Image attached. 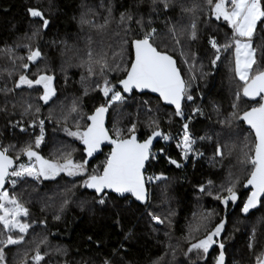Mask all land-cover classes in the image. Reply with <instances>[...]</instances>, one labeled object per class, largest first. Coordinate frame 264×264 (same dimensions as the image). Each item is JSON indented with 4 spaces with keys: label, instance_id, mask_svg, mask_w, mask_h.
Listing matches in <instances>:
<instances>
[{
    "label": "trees",
    "instance_id": "trees-1",
    "mask_svg": "<svg viewBox=\"0 0 264 264\" xmlns=\"http://www.w3.org/2000/svg\"><path fill=\"white\" fill-rule=\"evenodd\" d=\"M109 0H0V49L5 46L15 48L17 56H26L27 49L15 47L17 44L30 43L32 47H39L43 54L41 66H47L48 74L55 77L54 85L57 96L47 106L36 99L37 94L30 90H18L16 96L0 94V145H17L30 139V133L21 132L18 127H12L13 123L21 119L22 101L30 100L34 105H42L41 115L47 117L49 111L54 116L61 111H67L71 102L80 98V106L83 113L90 114L96 106L104 101V97L98 90H93L97 78H88L87 51L89 38L93 50L101 47L108 53L109 61L119 59L112 53H120L123 49L124 66L128 65L132 57L130 44H122V40H130L133 35L141 34L135 21L131 22L133 30L125 36L123 26L118 24L120 12L131 8L138 16L144 17L147 24L149 16L150 0H143L137 8L138 0H111L113 5V18L103 31L82 26L81 13H87V18L97 23L104 22L107 14ZM203 3V0H185V3ZM101 4L104 7H101ZM28 7L40 8L50 20V24L44 30L39 39L27 40L25 34L31 35L33 20L27 13ZM152 27L157 29L156 43L161 50H168L176 58L185 80L192 75L196 77L191 81L190 93L193 100L182 101L185 117H192L189 123V131L196 139L195 149L203 153L201 156L190 154L187 159L181 157V151L175 149L168 141L161 139L152 152L156 159L151 160L147 170L154 175L163 174L166 180L153 183L149 188L150 201L147 205H140L131 198L119 199L112 195L109 203L101 206L94 201V194L80 187L83 177H68L61 173L55 179L34 181L27 178L18 183L14 191L22 194V198L30 208V219L35 221L33 229L40 236H47V249L50 255L47 257L51 264H103L108 259L112 264H213L214 256L219 249L210 250L206 261H197L195 253L185 256L188 241V226L199 221L201 214L211 211L213 215L205 223L209 230L223 218L222 204L212 196L199 191L200 185L207 187V181L212 180V190L215 192L222 183L229 179V173L233 178H239L238 191L240 200L237 205L228 204L227 223L222 242L225 245V264H256V256L264 250V209H258L248 217H242L240 206L247 192H243L242 182L247 176L248 167L244 160V154L254 144V136L246 129L242 122L233 121L232 127L221 125L220 120L232 112L231 105L234 101L238 81L233 79V74L228 69L226 54H222L217 66H211L213 50L208 38L215 36L223 43L225 34L230 35V29L223 21L214 19L206 20V13L197 14L196 40H189L185 34L182 37L183 51L187 54L189 63H192V53L196 54L195 68L188 71V65L181 61L180 46L174 44L168 33L165 23L167 16L173 24L180 28L190 23L188 14H181L179 9H173L169 13H151ZM175 49V50H173ZM17 60L16 64L19 65ZM12 68L6 56L0 52V88L7 82V73L3 70ZM16 71H22L17 67ZM36 72V66L30 65V75ZM123 76V72L119 73ZM117 73H109V79L115 80ZM87 90V95H84ZM144 101H148L145 105ZM16 104V107H13ZM152 111L149 112L148 108ZM199 107L203 115L194 113L193 109ZM245 105L241 103L240 108ZM107 128L112 131L114 121L118 126L127 128L131 122L137 123V135L140 141L144 140L151 132L150 123L154 119L158 129L171 137L177 133L184 121L174 115V110L165 107L160 100L150 95H136L126 97L121 105H113L109 109ZM75 115V114H72ZM32 117H24L27 123ZM85 121H81L83 124ZM60 126L53 120H46L45 142L41 145V155L52 158L57 149L73 152L74 159L83 157V148L78 140L68 137ZM69 125L72 119L69 117ZM74 130V128H73ZM38 132V129L35 130ZM200 137H205L201 140ZM210 138V139H209ZM227 145L223 160L215 156L216 143ZM247 145V147H246ZM163 150V151H161ZM108 149L89 163L91 168L101 165ZM15 154V153H11ZM169 157L176 160L182 166L177 168L169 162ZM21 161L27 162L25 157ZM215 162V163H214ZM11 189V186H8ZM68 203L62 206L63 200ZM148 212H154L165 219L163 224L154 223ZM59 216V219H55ZM119 220V224L116 221ZM40 221H44L41 224ZM253 227L256 229L257 243L253 250H249V236ZM203 228L194 233V236H203ZM28 239H32L31 235ZM32 245L25 244L19 250L13 249L8 254L10 264H17L20 256ZM56 248L63 250L64 254L55 252ZM44 250V246H42ZM31 254V253H29ZM15 256V259H14Z\"/></svg>",
    "mask_w": 264,
    "mask_h": 264
},
{
    "label": "snow or ice",
    "instance_id": "snow-or-ice-1",
    "mask_svg": "<svg viewBox=\"0 0 264 264\" xmlns=\"http://www.w3.org/2000/svg\"><path fill=\"white\" fill-rule=\"evenodd\" d=\"M143 0H138L137 8ZM101 7H104L101 4ZM173 9H179L181 14H188L191 17L190 23L177 28L175 24L166 16L165 23L168 33L174 44L180 46L181 61L188 65V71L195 68L196 54L192 53V63H189L187 54L183 51L182 37L186 34L189 40H196L197 34V14L206 13L207 19L223 21L230 29V35L225 34V39L221 43L217 37L209 36L208 43L213 50V57L210 61L215 68L217 62L221 60L222 54L227 55L228 69L233 74V79L238 81L234 101L231 105L232 112L224 119L220 120L221 125L232 127L233 121H239L248 126L251 133H254V144L249 147L244 154V160L248 167L247 176L242 182V187L249 189L246 198L241 202L240 212L248 215L253 209H264V0H203V3H185V0H150L149 16L147 24L144 17L138 16L131 8L119 14L118 24L123 26L125 36L133 30L131 22L135 21L139 26L141 34L133 35L130 40H122V44H130L132 57L127 66H124L123 49L120 53L113 52V57L109 61L108 53L101 47L93 50L92 41L89 38V48L86 53L88 78H97L93 90H98L105 98L90 113H83L80 106V98L71 102L67 111H61L60 115L54 116L50 110L47 117L41 115L42 105H34L30 100L22 101L21 119L14 123L10 121L12 127H18L21 132L30 133V139L25 141L17 149V145H0V264H10L8 254L13 249L25 244L32 245L23 252L17 264H51L47 259L50 251L47 249V236H40L33 229L35 221L30 219V208L22 198V194L14 191L21 181L31 178L34 181L55 179L61 173L68 177H83L80 187L89 189L94 193L96 204L104 206L112 199L111 194L117 197L135 198L143 204L150 201V193L147 185L166 180L160 175H146L147 166L151 160L156 159L151 147L153 140L160 137L164 141L173 139L169 134H165L158 129L156 120L150 123L151 132L143 140L137 137V123L131 122L127 128L118 126V121L113 122L112 131L109 132L105 126V116L113 105H121L126 100L125 94L136 92L144 93L146 90L158 94L160 100L165 104L175 108L174 115L183 122L182 133L176 140V147L181 151V157L187 159L189 154L201 156L203 153L195 149L196 139L189 131V123L192 117H185L182 101L193 100L189 91L191 81L196 77L192 75L189 80H185L176 58L168 50H161L156 43L158 38L157 29L152 27L151 13H169ZM106 15L102 24L87 18V13H81L80 23L89 28L103 31L107 28L113 18V5L109 0ZM27 13L33 20V30L31 35L25 34V39L31 41L39 39L44 30L50 24V20L45 16L44 11L36 7H28ZM15 47L27 49L26 56H17L15 48L5 46L0 49L12 68H5L7 79L11 82V87L6 82L0 88V94L4 96H16L18 90L21 92L26 88L37 94L36 99L48 105L57 96V89L54 85L55 77L48 74L47 66H41L43 54L39 47H32L30 43L17 44ZM175 50V49H173ZM20 61L19 65L16 62ZM30 65L36 66V72L30 73ZM17 67L22 71H16ZM117 73L116 79H109V73ZM123 72V76L119 73ZM84 95H87L85 90ZM241 103L245 105L240 108ZM147 105L148 101H144ZM16 107V104H13ZM7 111V108L0 109ZM148 111L152 109L149 107ZM194 113L203 115V110L199 107L193 109ZM75 114V115H72ZM31 116L32 119L25 125L24 117ZM69 117L72 125H69ZM46 120L60 126L63 121L62 130L68 137L78 140L83 145V157L79 160L73 158V152L57 149L52 158H45L41 155V145L45 142ZM85 121L81 124V121ZM74 128V130H73ZM38 129V132L35 130ZM203 140L205 137H200ZM210 139V138H209ZM110 144L111 151L105 156L101 165L91 168L89 171L90 159L101 151L102 146ZM247 147V145H246ZM227 145L216 143L215 156L223 160ZM163 151V150H161ZM11 153H15L14 155ZM21 157L27 159V163L21 161ZM169 159V162L177 168L182 165L176 160ZM215 163V162H214ZM239 178H233L229 173V179L222 183L214 192L212 190L213 181H207V187L200 185L199 191L212 196L221 204L227 205L229 202L236 204L240 200L238 186ZM11 186V189L8 186ZM68 203L67 198L62 202V206ZM151 220L157 224H163L165 219L148 212ZM213 213L201 214L199 221L188 226V234L185 239L188 247L185 256L195 253L197 261H206L213 246L218 247L219 252L214 256L213 264H225V245L222 242L221 234L225 229V219H221L210 230L205 223ZM59 219V216H55ZM44 224V221H40ZM119 224V220L116 221ZM203 228V236H194ZM31 235L32 239H28ZM257 243L256 229L253 227L249 236L248 248L253 250ZM44 246V250H42ZM55 252L64 254L63 250L56 248ZM31 253V254H29ZM15 259V256H14ZM103 264H112L108 259ZM153 264H157L156 261ZM256 264H264V250L256 256Z\"/></svg>",
    "mask_w": 264,
    "mask_h": 264
},
{
    "label": "water",
    "instance_id": "water-1",
    "mask_svg": "<svg viewBox=\"0 0 264 264\" xmlns=\"http://www.w3.org/2000/svg\"><path fill=\"white\" fill-rule=\"evenodd\" d=\"M134 94H136V95H144V94H146V95H150V96H152V97H155V98H157V99H159V97H158V94H156V93H151V92H148L147 90L144 92V93H140V92H136L135 90L133 91V93L132 94H125V96L126 97H128V98H130V97H132ZM160 100V99H159ZM160 102H161V104L163 105V106H165V107H168V108H171V109H173L174 111H175V108H174V106H172V105H168V104H165L162 100H160ZM50 103V102H49ZM42 104H43V102H42ZM43 106H47V105H43ZM109 113H110V111L106 114V116H105V126H106V128H107V122H108V117H109ZM244 125V127L246 128V129H248V126L246 125V124H243ZM249 130V129H248ZM253 134V136H254V133H252ZM137 137H138V135H137ZM139 139V138H138ZM254 140H255V136H254ZM143 141V140H142ZM159 141H161V138L160 137H156V138H154V140H153V144H152V147H151V150H153V148L155 147V145L159 142ZM82 146V148H83V145H81ZM111 145L110 144H107V143H105L103 146H102V149H101V151H99L98 153H96L95 155H94V158H91L90 159V162L91 161H93L95 158H97L98 156H100L101 154H102V152H103V150H105V149H109V153H110V151H111ZM84 155V154H83ZM89 193H93L91 190H89V189H86ZM249 191V189H245V188H243V192H248ZM94 194V193H93ZM112 195H114L115 197H117L115 194H112ZM117 198H119V199H125V198H122V197H117ZM127 198H131L134 202H136V203H138V204H140V205H147V204H143V203H141V202H139V201H136L135 200V198H133V197H130V196H128ZM238 202H239V200L237 201V203L236 204H234V205H237L238 204ZM231 202H229V204H230ZM222 207H223V210H224V213H223V219H225L226 220V223H227V210H228V205H227V207L225 206V205H223L222 204ZM256 210H258V209H253V210H251L250 211V213L246 216V215H244L243 213H241L240 212V214H241V216L242 217H248L251 213H253V212H255ZM226 223H225V226H226ZM224 232V231H223ZM223 232H222V234H223ZM221 234V235H222ZM213 248H218V247H216V246H213Z\"/></svg>",
    "mask_w": 264,
    "mask_h": 264
},
{
    "label": "built area",
    "instance_id": "built-area-1",
    "mask_svg": "<svg viewBox=\"0 0 264 264\" xmlns=\"http://www.w3.org/2000/svg\"><path fill=\"white\" fill-rule=\"evenodd\" d=\"M187 117L189 116V114L186 115ZM183 129L181 128L177 133H175L172 137L173 139L169 140V143L172 144V146L177 149V150H180L179 148L176 147V140L180 137L181 133H182ZM146 175H154L153 172L151 171H148L146 172ZM154 183V182H153ZM153 183L147 185L148 187V190L149 188L153 185Z\"/></svg>",
    "mask_w": 264,
    "mask_h": 264
},
{
    "label": "flooded vegetation",
    "instance_id": "flooded-vegetation-1",
    "mask_svg": "<svg viewBox=\"0 0 264 264\" xmlns=\"http://www.w3.org/2000/svg\"><path fill=\"white\" fill-rule=\"evenodd\" d=\"M108 150H109V149H108ZM189 155H190V154H189ZM188 157H189V156H188ZM188 157H187V158H188ZM183 159H184V158H183Z\"/></svg>",
    "mask_w": 264,
    "mask_h": 264
},
{
    "label": "rangeland",
    "instance_id": "rangeland-1",
    "mask_svg": "<svg viewBox=\"0 0 264 264\" xmlns=\"http://www.w3.org/2000/svg\"><path fill=\"white\" fill-rule=\"evenodd\" d=\"M25 163H27V162H25ZM154 222V221H153ZM155 223V222H154Z\"/></svg>",
    "mask_w": 264,
    "mask_h": 264
},
{
    "label": "bare ground",
    "instance_id": "bare-ground-1",
    "mask_svg": "<svg viewBox=\"0 0 264 264\" xmlns=\"http://www.w3.org/2000/svg\"><path fill=\"white\" fill-rule=\"evenodd\" d=\"M162 142V141H161ZM103 153V152H102Z\"/></svg>",
    "mask_w": 264,
    "mask_h": 264
}]
</instances>
